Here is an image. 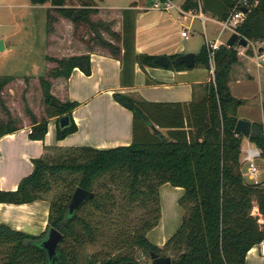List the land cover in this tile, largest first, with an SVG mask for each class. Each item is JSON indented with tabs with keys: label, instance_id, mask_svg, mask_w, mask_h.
<instances>
[{
	"label": "trees",
	"instance_id": "trees-1",
	"mask_svg": "<svg viewBox=\"0 0 264 264\" xmlns=\"http://www.w3.org/2000/svg\"><path fill=\"white\" fill-rule=\"evenodd\" d=\"M237 1L186 0L183 8L208 10L209 3L223 5L221 11L214 10V15L225 20ZM31 2L35 5L50 2L75 24L90 23L97 42L121 60L122 86L133 85L136 64L141 68L162 67L156 62L157 55L135 51L136 1L122 10L121 33L104 21L90 22V15L97 12L92 7L93 0H84L80 8L66 6V0ZM233 26L251 42L264 40V0H251L248 12L240 22H233ZM100 30L108 31L117 43L105 39ZM247 53L253 55L251 47L247 48ZM179 55L168 56V69H190L176 61ZM238 59L236 46L221 44L215 50V76L199 99L149 101L114 92V98L133 112L130 144L109 148L71 146L67 149L78 156L71 154L59 163L40 156L33 159V170L19 181L17 189L0 187V203L33 202L51 191L54 176L67 171L80 174L77 187L94 192V196L73 213L68 211L72 195L63 196L59 204L52 200L47 228L40 234L0 222V264H125L137 261V251L148 258L151 253L168 256V251H173L176 253L172 257L173 264H247L248 251L264 239V226L260 222V218H264V181H249L243 172L244 136L235 132L239 119L238 99L229 87L230 72ZM56 61L58 66L50 72L51 77L68 78L76 67L87 75L92 73L90 53ZM196 62L197 66L211 69L205 44L196 54ZM6 81L7 78L0 76V89ZM43 82L46 100L52 107L47 110L49 117H58V122L65 114L71 117L68 126L58 125L57 138L63 139L78 129L72 112L79 102L58 100V104H52V82L45 78ZM32 123L30 137L43 140L48 132V119L35 117ZM258 126L261 133L249 139L264 148V124ZM18 129L9 121L5 128H0V137ZM104 177L108 179L105 191H95L94 186ZM168 182L185 190L179 198L184 215L177 230L159 246L147 234L160 221V187ZM110 184L113 185L109 187ZM256 205L262 216L253 213ZM137 207L143 209V214L139 224L131 226L127 223L128 215ZM51 227L64 235L53 257L43 245ZM99 238L104 239L101 250L85 256L87 245L98 243Z\"/></svg>",
	"mask_w": 264,
	"mask_h": 264
},
{
	"label": "crops",
	"instance_id": "crops-1",
	"mask_svg": "<svg viewBox=\"0 0 264 264\" xmlns=\"http://www.w3.org/2000/svg\"><path fill=\"white\" fill-rule=\"evenodd\" d=\"M185 1L173 0L175 7L172 8H176V16L170 12L172 8L163 9L162 6H156L157 0H148L150 5L144 7L145 10L158 11L149 18L143 17V11H136L135 51L137 53H148L157 56L162 54L167 56L176 53L185 54V48L183 46L178 47L179 43L170 31V23L177 24L179 16H183L190 23L193 22L194 18L200 16L204 24L205 38H208V20L212 21L214 30L208 39L213 42L217 41L220 44L226 45L229 36L233 32H237L233 26L235 20L230 21L228 26L225 27L224 23L229 17L221 20L217 15H214V10L221 11L223 5L217 6L215 3H209L208 10L200 7V9L195 8L187 11L183 8ZM103 6L114 7L113 5ZM134 8L139 9L141 6L136 5ZM121 17L120 33L122 32L123 23L122 14ZM186 29L188 30V28ZM235 46L239 49V59L232 66L229 87L233 96L238 99V117L257 125L264 124V54L257 56L251 45L242 47L236 44ZM248 47L252 48L253 55L247 53ZM86 53H90L91 56L92 73L87 75L79 67H76L71 72L70 77H65V86L62 88L63 101L79 102V105L72 112V118L78 129L65 138L58 139V117L48 116V132L43 140L30 137L31 126L30 129L29 126L27 127L28 131L18 129L13 133H7L0 137L1 189H17L19 181L33 170V159L45 156L53 149H66L79 145L109 148L130 144L133 140V112L114 98V92H124L139 100L184 102L203 97L207 91V83L212 80V77L206 74L207 69L204 66H199L200 71H203V75L197 77L193 72L195 69L193 67L192 69L189 67L191 70L166 72L160 70L159 67L146 66L141 68L136 64L134 83L132 86L125 87L121 84V60L119 58L105 51ZM195 67H197V64ZM178 75L182 77L179 81L177 80ZM176 82L180 86L178 89L174 88L177 89L176 95L178 94L175 99L166 100L167 98L161 99L162 97H159L157 99L155 97V99L152 97L153 94H158L161 88L169 91ZM258 103H263L260 115L259 111L240 114L243 106L252 105L259 110L260 104ZM259 118L261 119L260 122L258 121ZM243 142L247 145L253 143L245 137ZM20 159L21 163L19 162ZM244 175L246 177L245 172ZM260 181H264V179ZM178 188L180 198L185 190L180 186ZM48 202L43 198L21 204L1 202L0 222L8 224L14 229L31 234H40L47 228L50 212V203ZM167 203L163 202L161 197L160 221L147 234L148 238L159 246H163L177 230L184 215L183 207L177 202L181 209L179 223L178 221L172 222L169 210L165 209ZM253 213L262 216L257 205L254 207ZM165 215L167 219L160 230L159 227L162 225ZM260 222L264 223L263 217L260 218ZM246 262L247 264H264V257L259 255V243L248 251Z\"/></svg>",
	"mask_w": 264,
	"mask_h": 264
},
{
	"label": "rangeland",
	"instance_id": "rangeland-1",
	"mask_svg": "<svg viewBox=\"0 0 264 264\" xmlns=\"http://www.w3.org/2000/svg\"><path fill=\"white\" fill-rule=\"evenodd\" d=\"M83 1L66 0V6L80 8ZM93 1L95 5L92 7L96 8L97 12L90 15V22L97 23L104 21L110 25L111 29L120 33L122 10L128 7L132 0ZM136 2L141 8H134L135 13H137L136 11H143V17L149 18L158 12L156 10H145L144 7L150 5L148 0H136ZM103 5H113L114 7L109 8ZM176 11V8L170 10L175 16ZM178 21L177 24L170 23V31L176 38V41H178V47L183 46L185 48L184 53L199 52L206 39L201 17L197 16L190 23L183 16H179ZM213 24L212 21L208 20V38L213 34ZM186 28H188L189 33L188 38L180 35ZM100 32L105 39L117 43L108 31L100 30ZM95 34V30L90 27V23L75 24L70 17L64 16L52 7L50 2L44 5H35L31 0H0V40H3L5 45L4 49H0V76L7 78V81L0 89V128H5L6 124L11 121L19 129L28 131L30 126L32 127L33 118L36 117V119L41 120L49 116L47 110L52 107L46 100L44 78L52 82L50 89L53 95L52 98L64 102L62 100L64 98L62 88L65 86V77L54 78L50 76V72L58 66L56 59L85 54L91 51L110 52L97 42ZM193 68H195L193 72L197 77L203 75V71H200L199 66ZM159 69L166 72H172L174 70L163 67H159ZM206 69V74L213 79L210 69ZM181 78L179 75L177 76L178 81ZM179 86L178 82L174 83L173 87L169 91L167 90L168 93L161 88L158 91L159 93L155 94L157 96L153 94L152 97L173 100L175 97H178L176 91ZM152 92L154 93V91ZM258 104H260L259 110L252 105L243 106L240 114L243 115L244 113L259 111L260 115L263 109V103ZM259 120L261 119L259 118ZM28 126L29 129H27ZM243 146L246 147L247 144L243 142ZM71 154L78 156L77 153H72L67 148L53 149L45 156L50 157V161L59 163L70 157ZM19 162L21 163V159ZM255 163L260 169L257 178L263 180L264 157L256 158ZM242 164L246 178L253 182L254 180H250L248 177L247 164L243 162ZM79 178L80 174L67 171L54 176L52 178L51 191L45 193L43 199L49 201L48 203H51L52 200H56L58 204L61 203L63 196L67 198L73 195L77 188ZM107 183V178L100 179L94 186V190L104 192ZM112 185L110 184L108 186L110 187ZM177 188L170 183H164L160 187V197H162V191L165 189V196L168 202L165 209L167 208L169 210L171 221H178L179 223L181 209L177 204L179 202V190ZM89 208L92 210V207ZM142 214L143 209L137 207L134 212L128 215L127 223L131 226L139 224V219ZM99 240L96 244H88L83 254L89 257L99 252L104 239L99 238ZM141 253V251H137L135 256L139 257ZM168 253L171 257L176 254L173 251H168ZM148 260L150 261V257Z\"/></svg>",
	"mask_w": 264,
	"mask_h": 264
},
{
	"label": "water",
	"instance_id": "water-1",
	"mask_svg": "<svg viewBox=\"0 0 264 264\" xmlns=\"http://www.w3.org/2000/svg\"><path fill=\"white\" fill-rule=\"evenodd\" d=\"M249 8L246 7L243 9V11L246 13L248 12ZM236 44H239L242 47H246L249 44V40L242 36L239 32H233L227 42L226 45L231 47L235 46ZM5 45L3 40H0V49H4ZM259 52H264V48H259ZM177 62L185 63L188 67L192 68L195 67L196 62V54L194 52H188L185 54H180L176 58ZM156 62L159 63L162 67L168 68L170 65V60L167 55H159L156 58ZM52 104H58V101L56 98H52ZM71 117L69 114H65L60 117L59 123L61 127H66L70 124ZM152 128L154 130H157V126L153 125ZM235 132L237 134H241L246 138H250L251 136H257L261 133V128L255 124L252 123L249 120L239 118L236 126H235ZM94 196V192L87 190L82 187H77L75 192L73 193L70 202L68 203V211L70 213H73L75 210H77L87 199L92 198ZM261 226H264V223L261 222ZM63 233L58 230L55 227H51L49 231L47 232V235L43 241V245L45 249L47 250L50 257H53L56 255L57 247L60 244V242L63 240ZM125 264H173V260L171 256H161L156 253L150 254V261L147 263H140L138 261H128L125 262Z\"/></svg>",
	"mask_w": 264,
	"mask_h": 264
},
{
	"label": "built area",
	"instance_id": "built-area-1",
	"mask_svg": "<svg viewBox=\"0 0 264 264\" xmlns=\"http://www.w3.org/2000/svg\"><path fill=\"white\" fill-rule=\"evenodd\" d=\"M250 3H251V0H238L234 7L232 14L229 16L227 21L224 23L225 27L228 26L230 21L235 20L234 23L240 22V20L242 19L245 13L243 9L246 7L249 8ZM156 4H157L156 6H162L163 9H169V8L175 7V3L173 2V0H157ZM181 35L185 38H188L189 37L188 30L187 29L183 30L181 32ZM205 45L207 47V51L209 54V61H210V67H211L210 71L214 79V76H215L214 74V69H215L214 54H215V50L221 44L217 41L213 42L209 40L208 38H206ZM248 45L252 46V48L256 51L257 56H261L264 54V52H259V48H264V40H259L256 42L249 41ZM259 157H264V148L258 146L255 143L248 144L246 147L244 146L242 147L241 159L243 163L247 164L248 175L251 180H254L253 182H260V180L257 178V176L260 173V169L255 163L256 158H259ZM259 255L264 257V239L259 242ZM137 261L140 263L149 262L148 257L144 253H141L140 256L137 257Z\"/></svg>",
	"mask_w": 264,
	"mask_h": 264
},
{
	"label": "bare ground",
	"instance_id": "bare-ground-1",
	"mask_svg": "<svg viewBox=\"0 0 264 264\" xmlns=\"http://www.w3.org/2000/svg\"><path fill=\"white\" fill-rule=\"evenodd\" d=\"M178 190H179V188H177ZM163 193H162V201L163 202H167V197L165 196L166 194V192H165V189H163V191H162ZM167 219V217H166V215H165V217H164V220L162 221V225L159 227L160 228V230L162 229V226H164L163 224H164V222H165V220ZM159 230V229H158Z\"/></svg>",
	"mask_w": 264,
	"mask_h": 264
}]
</instances>
